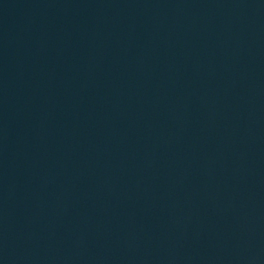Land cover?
<instances>
[{"label":"water","instance_id":"obj_1","mask_svg":"<svg viewBox=\"0 0 264 264\" xmlns=\"http://www.w3.org/2000/svg\"><path fill=\"white\" fill-rule=\"evenodd\" d=\"M0 264H264V0H0Z\"/></svg>","mask_w":264,"mask_h":264}]
</instances>
